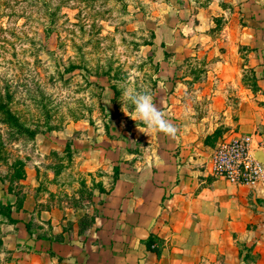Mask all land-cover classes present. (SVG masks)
I'll use <instances>...</instances> for the list:
<instances>
[{"label":"crops","instance_id":"0c3cea01","mask_svg":"<svg viewBox=\"0 0 264 264\" xmlns=\"http://www.w3.org/2000/svg\"><path fill=\"white\" fill-rule=\"evenodd\" d=\"M176 2L152 26L157 51L173 55L161 59L153 99L177 136L144 127L152 137L122 150L120 161L119 151L111 157L119 175L95 189L101 200L93 209L41 203L40 181L36 191L2 182L0 264H264V177L239 184L210 173L212 147L199 134L206 117L191 124L187 118L195 109L184 89L193 77L179 60L197 50L207 55L213 87L199 98L232 100L223 106L231 116L227 134L255 133L264 157V0ZM191 9L193 33L180 19Z\"/></svg>","mask_w":264,"mask_h":264},{"label":"rangeland","instance_id":"374dc122","mask_svg":"<svg viewBox=\"0 0 264 264\" xmlns=\"http://www.w3.org/2000/svg\"><path fill=\"white\" fill-rule=\"evenodd\" d=\"M171 1L0 0V87L13 93L11 108L21 114L24 126L40 129L27 136L21 133L26 127L4 123L0 115V185L36 191L40 181L41 203L94 208L101 200L95 189L110 187L119 169L111 157L119 151L115 160L120 161L122 150L133 151L152 137L121 98L129 83L154 96L161 59L173 55L157 51L161 45H155L152 25L179 5ZM194 13L191 9L180 17L190 21H182L185 32L195 30ZM182 59V71L193 77L184 89L195 109L187 118L191 124L206 117L199 134H206L213 149L230 138L226 122L231 116L223 106L232 100H216L208 93L199 98L203 89L213 87L207 80L213 67L198 50ZM74 63L80 67L69 70Z\"/></svg>","mask_w":264,"mask_h":264},{"label":"built area","instance_id":"2783aa9c","mask_svg":"<svg viewBox=\"0 0 264 264\" xmlns=\"http://www.w3.org/2000/svg\"><path fill=\"white\" fill-rule=\"evenodd\" d=\"M255 133L226 138L212 149L210 173L239 184L255 183L264 177V162L255 154Z\"/></svg>","mask_w":264,"mask_h":264},{"label":"clouds","instance_id":"9594fccd","mask_svg":"<svg viewBox=\"0 0 264 264\" xmlns=\"http://www.w3.org/2000/svg\"><path fill=\"white\" fill-rule=\"evenodd\" d=\"M122 104H131L134 118L143 122L148 129L162 132L172 138L178 133V128L165 117L162 107L154 102L153 95L147 90H137L129 83L122 91Z\"/></svg>","mask_w":264,"mask_h":264},{"label":"trees","instance_id":"16d2710c","mask_svg":"<svg viewBox=\"0 0 264 264\" xmlns=\"http://www.w3.org/2000/svg\"><path fill=\"white\" fill-rule=\"evenodd\" d=\"M146 43H151V42L147 41ZM76 67H80V65L74 63L70 66L69 70L74 69ZM1 88L2 87H0V113H1L0 115L2 117V121L4 123H11L14 126H18L19 128H22L25 125V123L23 122L21 114L17 111L16 112L13 111L11 108V104L15 99L13 96V93L10 91V89L7 88V86H4L3 89ZM24 127L26 128L23 129L21 133L24 132V134L30 137H34L36 133L40 131V129L37 127H34V128L32 127L30 128L28 126H24ZM12 137L15 138V136H12ZM3 143H4V140L2 141V144ZM67 148H68V145H67ZM118 175H119V169L115 171L114 179H116ZM147 242L149 243L150 240H148Z\"/></svg>","mask_w":264,"mask_h":264},{"label":"water","instance_id":"95a60500","mask_svg":"<svg viewBox=\"0 0 264 264\" xmlns=\"http://www.w3.org/2000/svg\"><path fill=\"white\" fill-rule=\"evenodd\" d=\"M260 155L262 156V158H264V157H263V151H260Z\"/></svg>","mask_w":264,"mask_h":264}]
</instances>
